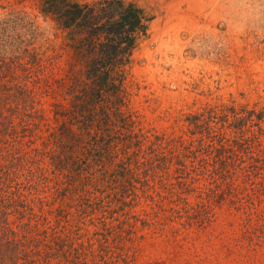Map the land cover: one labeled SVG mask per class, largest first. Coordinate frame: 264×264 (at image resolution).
<instances>
[{
	"label": "trees",
	"instance_id": "trees-1",
	"mask_svg": "<svg viewBox=\"0 0 264 264\" xmlns=\"http://www.w3.org/2000/svg\"><path fill=\"white\" fill-rule=\"evenodd\" d=\"M36 1L71 52L57 76L55 55L35 47L34 24L20 16L0 21V264H110L113 248L101 244L96 252L89 215L134 204L151 181L181 211L203 215L210 195L192 185L196 175L228 178L229 187L238 172L263 175L264 112L189 115V129L175 138L141 127L127 78L154 17L138 1ZM43 94L54 100L52 110ZM174 161L177 183L166 178ZM194 192L199 200L191 202ZM103 225L108 234L117 228Z\"/></svg>",
	"mask_w": 264,
	"mask_h": 264
},
{
	"label": "rangeland",
	"instance_id": "rangeland-1",
	"mask_svg": "<svg viewBox=\"0 0 264 264\" xmlns=\"http://www.w3.org/2000/svg\"><path fill=\"white\" fill-rule=\"evenodd\" d=\"M135 1L154 17L127 78L129 106L144 131L175 138L189 129V115L221 114L224 108L264 112V0ZM12 16L34 24L35 47L55 55L60 76L57 65L65 66L71 52L62 31L42 16L36 0H0V21ZM41 100L53 109L51 96L43 94ZM47 116L54 118L52 112ZM261 142L264 148V135ZM175 162L166 177L171 183H177ZM196 178L192 185L210 195L205 224L199 221L208 213L181 211L174 196L151 181L149 188L138 190L134 204H117L107 216L86 217L96 252L101 244L113 248L110 264H264V173L247 178L238 172L228 181L232 187L228 178ZM198 194L186 196L196 202ZM101 217L117 228L104 232ZM101 232L105 235H93Z\"/></svg>",
	"mask_w": 264,
	"mask_h": 264
}]
</instances>
